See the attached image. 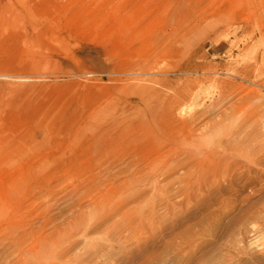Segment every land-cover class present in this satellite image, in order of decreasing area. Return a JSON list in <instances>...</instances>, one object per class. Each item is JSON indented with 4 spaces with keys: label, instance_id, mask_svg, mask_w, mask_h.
<instances>
[{
    "label": "rangeland",
    "instance_id": "374dc122",
    "mask_svg": "<svg viewBox=\"0 0 264 264\" xmlns=\"http://www.w3.org/2000/svg\"><path fill=\"white\" fill-rule=\"evenodd\" d=\"M0 264H264V0H0Z\"/></svg>",
    "mask_w": 264,
    "mask_h": 264
}]
</instances>
